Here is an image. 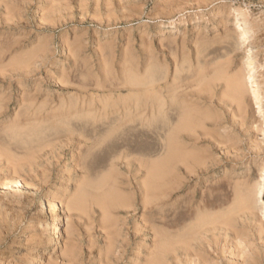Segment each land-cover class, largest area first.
I'll return each instance as SVG.
<instances>
[{"label": "rangeland", "instance_id": "1", "mask_svg": "<svg viewBox=\"0 0 264 264\" xmlns=\"http://www.w3.org/2000/svg\"><path fill=\"white\" fill-rule=\"evenodd\" d=\"M231 6L254 29L238 46L226 40ZM250 53L264 110V0H1L0 264H29L54 237L37 264H148L160 238L139 224L140 192L169 148L205 161L193 168L203 187L165 177L152 205L161 223L150 225L170 239L195 212L218 213L211 264H264V115L251 100ZM112 189L127 208L107 209Z\"/></svg>", "mask_w": 264, "mask_h": 264}, {"label": "bare ground", "instance_id": "2", "mask_svg": "<svg viewBox=\"0 0 264 264\" xmlns=\"http://www.w3.org/2000/svg\"><path fill=\"white\" fill-rule=\"evenodd\" d=\"M1 1V0H0ZM3 1V0H2ZM106 1V0H105ZM5 2V0H4ZM8 3V2H6ZM58 3V2H57ZM174 3V2H173ZM9 4V3H8ZM12 4V3H11ZM7 5V4H6ZM12 6V5H11ZM10 6V7H11ZM17 6V5H16ZM155 6V5H154ZM15 7V6H14ZM232 8V6H231ZM17 9V8H16ZM15 10V8H14ZM230 10V9H229ZM228 10V11H229ZM167 11V10H165ZM228 13V12H226ZM134 14V13H133ZM170 14V13H169ZM225 17V16H224ZM41 18V17H40ZM106 19V18H105ZM226 19L228 20H232V22L230 23V27L231 29L229 30V34L230 35H227L226 36V40H229V41H232L235 45H239L240 42H243L245 41L248 37H254L253 34H254V29H253V25H252V22H250L251 20L249 19V17L247 16V14L245 13L244 10H242L241 8L239 7H233L231 9V11L229 12V15L226 17ZM225 21V19L223 20ZM174 27V26H172ZM171 27V29H172ZM166 30V29H165ZM163 31V30H162ZM170 31V30H169ZM168 34H173V32H168L166 31ZM239 32V33H238ZM163 33V32H162ZM225 33V32H224ZM238 33V34H237ZM256 36V35H255ZM222 38V37H221ZM220 38V39H221ZM16 39V38H15ZM60 39V38H59ZM222 40V39H221ZM220 40V41H221ZM248 40V39H247ZM240 41V42H239ZM227 42V41H226ZM4 44V43H3ZM250 44V43H249ZM19 45V44H18ZM231 45V44H230ZM8 46V45H7ZM19 47V46H18ZM250 47V46H249ZM252 47V45H251ZM22 48V47H21ZM14 49V48H13ZM20 49V48H19ZM48 49V48H47ZM237 49V48H236ZM10 50V49H9ZM17 50V49H16ZM38 50V49H37ZM11 51V50H10ZM253 51V50H252ZM254 52V51H253ZM11 54V53H10ZM252 55V60L254 59V62H248V60L246 61V69H248V78L249 81L251 80L252 82V86L253 87V94H252V99L253 102L255 103V105L257 106V109H258V112H260V114L262 113L264 115V110L262 108V99L261 98V94H260V91H259V82L257 81V77L255 78V75H257L256 73H258L257 69H259V67L255 66L256 61H258V59L256 58L255 56V53H250ZM4 55V54H3ZM250 55V56H251ZM5 56V55H4ZM17 57V56H16ZM34 57V56H33ZM18 58V57H17ZM246 58V57H245ZM29 59V58H28ZM16 61V59H15ZM18 61V59H17ZM250 61V60H249ZM10 62V61H9ZM256 62V63H255ZM4 64V63H3ZM11 64V62H10ZM14 64V63H13ZM24 64V63H23ZM22 64V65H23ZM128 64V63H127ZM7 65V64H6ZM26 65V63L24 64ZM258 65V64H257ZM16 66V65H15ZM18 67V66H17ZM261 68V67H260ZM2 69V68H1ZM244 69V68H243ZM142 70V69H141ZM130 71V69H129ZM247 71V70H246ZM160 72V71H159ZM243 72V70H242ZM28 73V72H27ZM152 73V71H151ZM163 73V72H162ZM7 74V73H6ZM244 74V73H243ZM247 74V73H246ZM138 75H139V72H138ZM145 76V75H144ZM166 76V75H164ZM233 76V75H232ZM241 76V74L239 75ZM247 76V75H246ZM19 77V76H18ZM134 77V75H133ZM167 77V76H166ZM235 77V76H234ZM236 77H238V75H236ZM137 78V77H136ZM154 78V77H153ZM233 78V77H232ZM21 79V78H20ZM241 79H242V76H241ZM240 79V80H241ZM243 79H246V78H243ZM242 79V80H243ZM131 80V79H130ZM166 80V79H165ZM233 80V79H232ZM235 80V78H234ZM237 80V78H236ZM144 82V81H143ZM233 82V81H232ZM125 84V83H124ZM130 84V83H129ZM233 84V83H232ZM136 85H137V82H136ZM175 85V84H174ZM235 85V84H234ZM233 85V86H234ZM125 86V85H124ZM171 86V85H170ZM232 86V85H231ZM131 87V86H130ZM129 87V88H130ZM161 87V86H160ZM169 87V86H168ZM117 88V87H116ZM136 88V87H135ZM243 90H244V87L242 85V83L240 81H238V83L236 84V92L238 94H241L243 93ZM141 91V90H139ZM126 94V93H125ZM172 94V93H171ZM147 95V94H146ZM131 97V96H130ZM129 97V98H130ZM157 97V96H156ZM160 97V96H159ZM171 97V96H170ZM186 97V96H185ZM184 97V98H185ZM242 97V96H241ZM251 97V96H250ZM128 98V97H127ZM135 98V97H134ZM152 98V97H151ZM238 98V97H237ZM176 99V98H174ZM137 100V99H136ZM163 100V99H162ZM21 102V101H20ZM91 102V101H90ZM101 103V102H100ZM130 103V102H129ZM174 103V102H173ZM186 104V103H185ZM102 105V104H101ZM174 105V104H173ZM149 106V105H148ZM184 106V104L182 105ZM144 107V106H142ZM264 107V106H263ZM79 108V107H78ZM89 108V106H88ZM123 108V107H122ZM192 108V107H191ZM195 108V107H193ZM76 109V108H75ZM170 109V108H169ZM179 109V108H178ZM188 109L189 106H188ZM84 110V109H83ZM98 110V109H97ZM152 110V109H151ZM187 110V109H186ZM198 110V109H197ZM150 111V110H149ZM195 111V110H194ZM63 112V110H62ZM84 112V111H83ZM97 112V111H96ZM107 112V111H106ZM257 112V111H256ZM41 113V112H40ZM77 113V112H76ZM111 113V112H110ZM48 114V113H47ZM106 114V113H105ZM85 115V114H84ZM95 115V114H94ZM109 115V114H108ZM111 115V114H110ZM157 115V114H156ZM262 115V116H263ZM104 116H107V115H104ZM103 116V117H104ZM147 116V115H146ZM59 117V116H58ZM189 117V116H188ZM264 117V116H263ZM60 118V117H59ZM65 118V117H64ZM44 119V118H43ZM106 119V117H105ZM41 120V118H40ZM94 121V120H93ZM101 121V120H100ZM129 122V121H128ZM184 123H182V127L186 128L185 125H189L190 121H183ZM207 122V121H206ZM61 124V123H60ZM86 124V123H85ZM30 125V124H29ZM54 125V124H53ZM63 125V124H62ZM22 126V125H21ZM37 127V128H36ZM35 128L38 129V125L36 126ZM84 127V126H83ZM188 127V126H187ZM34 128V127H33ZM34 128V129H35ZM85 128V127H84ZM30 129V128H28ZM87 129V127H86ZM97 129V128H96ZM15 130V129H14ZM13 130V131H14ZM17 130V129H16ZM90 130V129H89ZM34 131V130H33ZM43 131V130H42ZM32 132V131H31ZM41 132V131H40ZM44 132V131H43ZM52 132V131H51ZM56 132H58L56 130ZM73 132V131H72ZM12 133V132H11ZM29 133V132H28ZM33 133V132H32ZM59 133V132H58ZM13 134V133H12ZM34 134V133H33ZM168 134V133H167ZM177 135V133H175ZM85 135V134H84ZM46 136V135H45ZM44 136V137H45ZM48 136V135H47ZM46 136V137H47ZM51 136V135H50ZM81 136V135H80ZM83 136V135H82ZM175 135H173L174 137ZM42 137V136H41ZM167 137V136H166ZM28 138V137H26ZM31 138V137H30ZM18 139V138H17ZM172 137L170 138V140L172 141ZM15 140V139H14ZM27 140V139H26ZM31 140V139H30ZM45 140V139H44ZM28 141V140H27ZM35 141V140H34ZM33 141V142H34ZM41 141V140H39ZM181 141V140H180ZM17 142V141H16ZM32 142V141H31ZM30 142V143H31ZM183 142V141H181ZM187 142V141H186ZM19 143V142H18ZM27 143V142H25ZM185 144V142H184ZM169 145V144H168ZM196 146V145H195ZM188 149V148H187ZM190 149V148H189ZM193 151V150H192ZM32 153V152H31ZM172 149L169 148V151H168V155L165 159L161 160V161H158V162H155L154 164L150 165L148 167V180L144 183L142 189H141V192H140V196L142 198V196L145 198V200L143 201V203H141V206H140V209H142V216H143V219L141 221V223H139L141 226H147L149 224V229L150 231L153 232L154 236L155 237H159L160 240L159 242L157 243L155 241V243L159 244V248L157 250H155L154 252L151 253V256L148 260V264H162L163 260H165V258L167 257L168 254H172L173 255V258H174V262L176 264H211V261L215 260V258H213V255H211V252H208L207 251V233L211 232L212 230L215 231L217 227V219H218V213L215 215H212V214H209V213H206L205 210L203 212H195L194 216H195V222L192 224V225H187L184 229V231L180 234L178 231L177 233H179L180 235H176L175 237H172V238H167V235L165 233H161L160 231L158 230H155L153 226L150 225V222L149 221H153V222H158V220H160L161 218H158V216H156V213H154V207L152 206L153 204H155L157 201L161 200L163 197H164V194H163V187H165L164 183L166 182L165 180V177H170L169 179H171V182L173 183V187L174 189H179L180 188V181L179 178H180V173H181V176H182V173H183V176H188V177H191V175L193 176L194 180L193 181H196L197 182V185H200L201 182L200 180L201 179V174L204 173V170H193L194 167H198V166H201L203 164H205V161H201V160H196V159H187V158H173L172 157ZM187 154V152H185ZM184 153V154H185ZM199 153H201L199 151ZM204 153V152H203ZM193 154V153H192ZM198 154V153H197ZM4 155V154H3ZM34 155V154H33ZM175 156H178L176 154H174ZM31 156V155H30ZM29 156V157H30ZM185 156V155H184ZM194 156V155H193ZM69 161H68V165H74V158H73V154L70 156V158H68ZM215 161V160H214ZM85 162V161H84ZM206 166V165H205ZM214 166L213 164H210V167ZM204 168V167H203ZM206 168V167H205ZM199 169V168H198ZM216 169V168H215ZM214 170V168H213ZM180 172V173H179ZM103 173V172H102ZM208 173V172H207ZM96 174V173H95ZM94 174V175H95ZM103 175V174H102ZM209 175V174H208ZM10 176V175H9ZM207 176V175H206ZM264 176V175H263ZM205 177V176H204ZM192 178V177H191ZM190 179V178H189ZM97 180V179H96ZM118 181V180H117ZM189 182H191L190 180H188ZM203 181V180H202ZM207 181V180H206ZM86 182V181H85ZM90 182V181H89ZM103 182V181H102ZM187 182V181H186ZM192 183V182H191ZM205 183V182H204ZM207 183V182H206ZM194 185V183H192ZM263 185V184H262ZM94 186V185H93ZM191 186V185H190ZM196 186V185H195ZM202 186V185H200ZM258 186V185H257ZM136 187V186H135ZM186 187V186H185ZM203 187V186H202ZM261 187V186H260ZM52 188V187H50ZM116 188V187H115ZM184 188V187H183ZM198 188V187H197ZM201 188V187H199ZM87 189V188H86ZM169 189V188H168ZM187 189V188H186ZM195 189V188H194ZM257 189V188H256ZM261 188H259V191H260ZM49 190V189H48ZM51 190V189H50ZM55 190V185L54 187L52 188L51 191H49V193L51 194L52 191ZM58 190V189H57ZM122 190V189H121ZM119 190V191H121ZM170 190V189H169ZM79 191V190H77ZM103 191V190H101ZM199 191V189H198ZM207 191V190H206ZM258 191V192H259ZM80 192V191H79ZM132 192V191H131ZM210 192V191H209ZM262 191H260L261 193ZM76 194V193H75ZM125 194V193H124ZM132 194V193H131ZM177 194V193H175ZM200 194V193H199ZM257 194V193H256ZM259 194V193H258ZM78 195V194H77ZM87 195V194H85ZM135 195V194H134ZM57 196V195H56ZM55 196V197H56ZM79 196V195H78ZM91 196V195H90ZM175 196V195H174ZM234 196V195H233ZM259 196V195H257ZM53 197V196H52ZM93 197V196H92ZM129 197V196H128ZM131 197V196H130ZM178 197V196H177ZM57 198V197H56ZM195 198V197H194ZM198 198V196H197ZM253 198V196H252ZM50 199V198H49ZM103 199H104V202L105 203V206L107 207V209H110V210H114L116 209L117 207H123V208H127L128 206V202L127 201H122L116 194L115 191L112 190H108L104 196H103ZM136 199V198H135ZM143 199V198H142ZM57 200V199H56ZM194 200V199H193ZM197 201V200H196ZM255 201V199H254ZM257 201V199H256ZM51 202V201H50ZM49 202V203H50ZM200 202V201H198ZM161 203V202H160ZM195 203V201H194ZM80 204V203H79ZM86 204V203H85ZM255 204V203H254ZM219 205V204H218ZM217 205V206H218ZM246 205V204H245ZM257 205V203L255 204ZM254 205V206H255ZM90 206V205H89ZM195 206V205H194ZM220 206V205H219ZM243 206V205H242ZM248 206V205H247ZM252 206V205H251ZM133 207V206H132ZM135 207V206H134ZM190 207V206H189ZM198 207V206H197ZM214 207V206H213ZM54 208V206H53ZM56 208V207H55ZM131 208V207H130ZM207 208V206H206ZM218 208V207H217ZM241 208V207H240ZM79 209V208H77ZM246 209V208H245ZM251 209V207H250ZM130 210V209H129ZM208 210V208H207ZM216 210V209H215ZM253 210V209H252ZM256 210V209H255ZM189 208H184L183 210L179 211V209H177V212H176V219L177 220H182V219H187V216L186 214L189 213ZM224 211V210H223ZM238 211V210H237ZM248 211V210H247ZM208 212V211H207ZM210 212V211H209ZM212 212V211H211ZM239 212V211H238ZM256 213V212H255ZM58 214V213H56ZM163 214V213H162ZM221 215V214H220ZM226 215V214H225ZM247 215V214H246ZM57 216V215H56ZM148 216V218H147ZM244 216V215H243ZM163 217V216H162ZM227 217V216H226ZM237 217V216H236ZM59 217L57 216V219ZM110 218V217H109ZM165 218V217H164ZM194 218V217H193ZM224 218V217H223ZM239 218V217H238ZM104 219V217H103ZM150 219V220H149ZM221 219V218H220ZM55 220V219H54ZM166 220V219H165ZM164 220V221H165ZM193 220V219H192ZM227 220V219H226ZM241 220V219H240ZM56 221V220H55ZM54 221V222H55ZM163 221V222H164ZM194 221V220H193ZM219 221V220H218ZM52 222V223H54ZM57 222V221H56ZM162 222V223H163ZM160 223H161V220H160ZM228 223V222H227ZM164 224V223H163ZM190 224V223H189ZM253 224V223H252ZM255 224V222H254ZM56 225V224H55ZM161 225V224H160ZM168 225V224H167ZM166 225V226H167ZM224 225V223H223ZM53 227V226H52ZM58 227V226H57ZM108 227V226H107ZM164 227V226H163ZM241 227V230H245L242 229L243 227ZM256 227V226H255ZM112 228V227H111ZM129 228V227H127ZM225 228V227H224ZM57 229V228H56ZM106 229V228H105ZM134 229V228H133ZM146 231H144L142 234L143 235H147L148 232H149V229L148 227H145ZM170 229V228H169ZM128 230V229H127ZM182 230V229H181ZM223 230V229H222ZM225 230V229H224ZM114 231V230H113ZM172 231V230H171ZM238 231V230H236ZM263 231V230H261ZM118 232V231H117ZM116 232V233H117ZM127 232V231H126ZM221 232V231H220ZM224 232V231H223ZM226 232V231H225ZM233 232V231H232ZM242 232V231H241ZM245 232V231H244ZM259 232V231H258ZM111 233V232H110ZM125 233V232H124ZM260 233V232H259ZM244 234V233H243ZM108 235V234H107ZM120 235V234H119ZM213 235V233H212ZM234 235H235V232H234ZM262 235V234H261ZM241 236V235H240ZM248 236V234H247ZM119 237V236H118ZM221 237V236H220ZM237 237V236H236ZM235 237V238H236ZM246 237V236H245ZM249 237V236H248ZM141 238V236H138L137 239ZM211 238V237H210ZM229 238V237H227ZM242 238V237H241ZM118 239V238H117ZM121 239V238H120ZM124 240H126L125 238H123ZM245 239V238H243ZM247 239V238H246ZM122 240V239H121ZM211 240H213L211 238ZM216 240V239H215ZM219 240V239H218ZM123 241V240H122ZM143 241V240H142ZM229 241V240H228ZM51 245H48V246H45V247H42L40 249V251H37L33 256L32 258L29 260V264H37L39 262L40 259H43V254L45 252H48L50 251V248L56 246L58 243H59V240L58 238H55L52 239L50 241ZM124 242V241H123ZM127 242V241H125ZM124 242V244H125ZM145 242V241H143ZM210 242V241H209ZM219 242V241H218ZM241 242V241H239ZM154 243V244H155ZM236 243V242H235ZM244 243V242H243ZM247 243V242H246ZM121 244V242H120ZM152 244V243H151ZM222 244V243H220ZM250 244V243H248ZM247 244V245H248ZM135 245H138L135 241ZM140 245V243H139ZM246 245V246H247ZM154 246V245H153ZM209 246V245H208ZM212 246V245H211ZM216 246V245H215ZM218 246V244H217ZM239 246V245H238ZM237 246V247H238ZM57 247V246H56ZM122 247V246H121ZM137 247V246H135ZM248 247V246H247ZM119 248V247H118ZM124 248V247H122ZM148 248V247H147ZM151 248V247H150ZM153 248V247H152ZM216 248V247H215ZM241 248V247H240ZM116 249V248H115ZM146 249V248H145ZM156 249V248H155ZM210 249V247H209ZM212 249V248H211ZM234 249V248H233ZM248 249V248H246ZM253 249V248H252ZM108 250V249H107ZM117 250V249H116ZM115 250V251H116ZM123 250V249H122ZM137 250V249H136ZM139 250V249H138ZM149 250V249H148ZM154 250V249H152ZM244 250H245V247H244ZM257 250V249H256ZM134 251V250H133ZM144 251V249H143ZM240 251V250H239ZM114 252V251H113ZM117 252H119V250H117ZM121 252V251H120ZM227 252V251H226ZM248 252V251H247ZM251 252V251H249ZM260 252V251H259ZM133 253V252H132ZM146 253V252H145ZM215 253V252H213ZM221 253V252H219ZM240 254V252H238ZM246 253V251H245ZM110 254V253H109ZM112 254V253H111ZM134 254V253H133ZM137 254V253H136ZM141 254V253H140ZM234 254V253H233ZM259 254V253H258ZM108 255V254H107ZM138 255V254H137ZM143 255V254H142ZM224 255V254H223ZM246 255V254H244ZM255 255V254H254ZM116 256V255H115ZM120 256V255H119ZM122 256V255H121ZM216 256V255H215ZM241 256V255H240ZM251 256V254H250ZM245 257V256H244ZM259 257V256H258ZM256 257V260L257 261V258ZM117 258V257H116ZM135 258V257H134ZM225 258V256H224ZM247 258V257H245ZM249 258V257H248ZM254 258V257H253ZM27 259V258H26ZM113 259V258H112ZM223 259V258H222ZM235 259V258H233ZM241 259H244V258H241ZM251 259V258H250ZM255 259V258H254ZM134 260V259H132ZM220 260V259H219ZM249 260V259H247ZM172 261V260H171ZM218 260H215V262H217ZM224 261V260H223ZM232 261V260H230ZM235 261V260H233ZM238 261V260H237ZM251 261V260H250ZM253 261V260H252ZM251 261V262H252ZM141 262V261H139ZM225 262V261H224ZM239 262V261H238ZM254 262V261H253ZM26 263V262H25ZM28 263V262H27ZM142 263V262H141ZM258 263V262H257ZM261 262H259L258 264H260ZM135 264V263H133ZM145 264V263H143ZM168 264V263H167ZM173 264V263H172ZM220 264V263H219ZM222 264V263H221ZM242 264V263H241ZM247 264V262H246Z\"/></svg>", "mask_w": 264, "mask_h": 264}]
</instances>
